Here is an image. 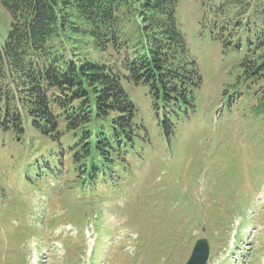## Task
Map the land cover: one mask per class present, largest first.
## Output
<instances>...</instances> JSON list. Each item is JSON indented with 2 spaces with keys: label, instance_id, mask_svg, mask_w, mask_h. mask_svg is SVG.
Instances as JSON below:
<instances>
[{
  "label": "rangeland",
  "instance_id": "1",
  "mask_svg": "<svg viewBox=\"0 0 264 264\" xmlns=\"http://www.w3.org/2000/svg\"><path fill=\"white\" fill-rule=\"evenodd\" d=\"M210 3L215 13L211 0H179L202 85L189 116L171 113L172 133L148 88L125 82L143 129L115 191L81 189L46 137L0 135V264H185L202 236L207 264H264V116L215 39L227 17ZM9 21L0 7V43Z\"/></svg>",
  "mask_w": 264,
  "mask_h": 264
},
{
  "label": "trees",
  "instance_id": "2",
  "mask_svg": "<svg viewBox=\"0 0 264 264\" xmlns=\"http://www.w3.org/2000/svg\"><path fill=\"white\" fill-rule=\"evenodd\" d=\"M211 2L215 13L227 17L221 26L216 22L215 39L236 55L239 79L252 86V100L256 87L264 116V6ZM178 4L0 0L10 19L0 43V135L11 133L20 143L30 132L46 137L59 149L53 155L69 154L82 185H117L143 129L125 82L148 88L153 106L166 112L168 130L169 115H188L201 88L197 60L178 24ZM208 8L215 14L211 3Z\"/></svg>",
  "mask_w": 264,
  "mask_h": 264
},
{
  "label": "water",
  "instance_id": "3",
  "mask_svg": "<svg viewBox=\"0 0 264 264\" xmlns=\"http://www.w3.org/2000/svg\"><path fill=\"white\" fill-rule=\"evenodd\" d=\"M210 255V246L206 238L195 243L191 256L186 264H207Z\"/></svg>",
  "mask_w": 264,
  "mask_h": 264
}]
</instances>
